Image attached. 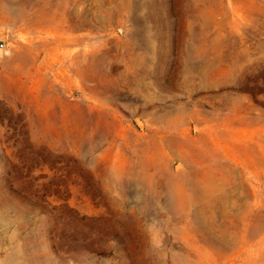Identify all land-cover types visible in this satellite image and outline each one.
Returning a JSON list of instances; mask_svg holds the SVG:
<instances>
[{
  "label": "rangeland",
  "instance_id": "obj_1",
  "mask_svg": "<svg viewBox=\"0 0 264 264\" xmlns=\"http://www.w3.org/2000/svg\"><path fill=\"white\" fill-rule=\"evenodd\" d=\"M0 264H264V0H0Z\"/></svg>",
  "mask_w": 264,
  "mask_h": 264
}]
</instances>
